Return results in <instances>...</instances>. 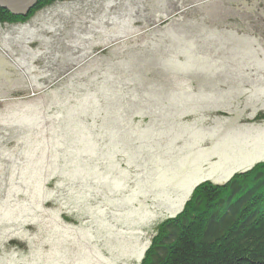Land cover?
Segmentation results:
<instances>
[{
	"label": "rangeland",
	"instance_id": "1",
	"mask_svg": "<svg viewBox=\"0 0 264 264\" xmlns=\"http://www.w3.org/2000/svg\"><path fill=\"white\" fill-rule=\"evenodd\" d=\"M263 161L264 0L0 23V264H140L199 183Z\"/></svg>",
	"mask_w": 264,
	"mask_h": 264
},
{
	"label": "trees",
	"instance_id": "2",
	"mask_svg": "<svg viewBox=\"0 0 264 264\" xmlns=\"http://www.w3.org/2000/svg\"><path fill=\"white\" fill-rule=\"evenodd\" d=\"M0 7V23L28 20ZM140 264H264V161L227 182L199 183L183 209L155 227Z\"/></svg>",
	"mask_w": 264,
	"mask_h": 264
},
{
	"label": "water",
	"instance_id": "3",
	"mask_svg": "<svg viewBox=\"0 0 264 264\" xmlns=\"http://www.w3.org/2000/svg\"><path fill=\"white\" fill-rule=\"evenodd\" d=\"M39 0H0V7L9 10L14 15L25 16Z\"/></svg>",
	"mask_w": 264,
	"mask_h": 264
},
{
	"label": "crops",
	"instance_id": "4",
	"mask_svg": "<svg viewBox=\"0 0 264 264\" xmlns=\"http://www.w3.org/2000/svg\"><path fill=\"white\" fill-rule=\"evenodd\" d=\"M182 91V90H181ZM185 95V94H184ZM176 96H183V95H178V93L176 94ZM186 96V95H185ZM173 99V98H172ZM172 99L170 101H172ZM176 104V103H175ZM171 105H173V103H171ZM199 162H201V160H199Z\"/></svg>",
	"mask_w": 264,
	"mask_h": 264
}]
</instances>
